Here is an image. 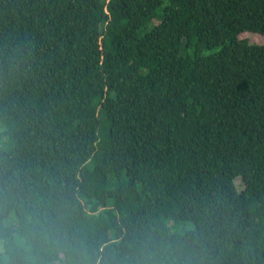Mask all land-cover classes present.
Wrapping results in <instances>:
<instances>
[{
  "label": "trees",
  "instance_id": "trees-1",
  "mask_svg": "<svg viewBox=\"0 0 264 264\" xmlns=\"http://www.w3.org/2000/svg\"><path fill=\"white\" fill-rule=\"evenodd\" d=\"M243 32L264 0H0V264H264Z\"/></svg>",
  "mask_w": 264,
  "mask_h": 264
},
{
  "label": "rangeland",
  "instance_id": "rangeland-1",
  "mask_svg": "<svg viewBox=\"0 0 264 264\" xmlns=\"http://www.w3.org/2000/svg\"><path fill=\"white\" fill-rule=\"evenodd\" d=\"M238 38L244 39L246 42L250 44L264 45V35L261 34L243 32L238 35ZM213 51H214L213 49L203 51L202 55L205 56ZM204 154L205 155L214 154L213 142H209L205 145Z\"/></svg>",
  "mask_w": 264,
  "mask_h": 264
}]
</instances>
